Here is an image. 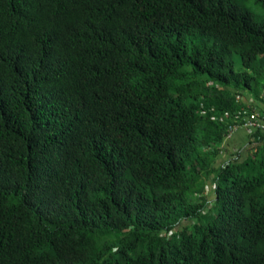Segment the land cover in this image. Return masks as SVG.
Here are the masks:
<instances>
[{
    "label": "trees",
    "instance_id": "obj_1",
    "mask_svg": "<svg viewBox=\"0 0 264 264\" xmlns=\"http://www.w3.org/2000/svg\"><path fill=\"white\" fill-rule=\"evenodd\" d=\"M255 111L264 0H0V264H264Z\"/></svg>",
    "mask_w": 264,
    "mask_h": 264
},
{
    "label": "built area",
    "instance_id": "obj_2",
    "mask_svg": "<svg viewBox=\"0 0 264 264\" xmlns=\"http://www.w3.org/2000/svg\"><path fill=\"white\" fill-rule=\"evenodd\" d=\"M241 127H243L247 133H251L255 131L256 129L264 130V122H261L258 119V112L255 111L251 113V115L245 118V121ZM235 129L236 127H229L230 132L228 134V137L233 131H235Z\"/></svg>",
    "mask_w": 264,
    "mask_h": 264
},
{
    "label": "crops",
    "instance_id": "obj_3",
    "mask_svg": "<svg viewBox=\"0 0 264 264\" xmlns=\"http://www.w3.org/2000/svg\"><path fill=\"white\" fill-rule=\"evenodd\" d=\"M246 135H247V132L243 129H239L237 131H234L230 136V137H232L231 141H230V143L232 142V144L229 146L228 153H229V151H230V153H233L234 150H236L237 148L243 149L244 148L243 144L246 142ZM228 140H226V144L228 143ZM208 186H209V184H208ZM208 190H206V191H208Z\"/></svg>",
    "mask_w": 264,
    "mask_h": 264
},
{
    "label": "rangeland",
    "instance_id": "obj_4",
    "mask_svg": "<svg viewBox=\"0 0 264 264\" xmlns=\"http://www.w3.org/2000/svg\"><path fill=\"white\" fill-rule=\"evenodd\" d=\"M206 183H207V182H206ZM204 185H205V184H204ZM205 189H206V190L209 189L208 183L206 184Z\"/></svg>",
    "mask_w": 264,
    "mask_h": 264
}]
</instances>
